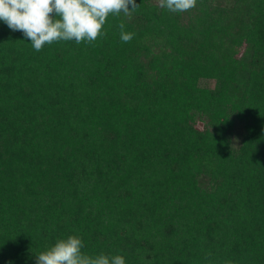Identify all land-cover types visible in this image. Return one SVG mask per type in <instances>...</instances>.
<instances>
[{
	"label": "trees",
	"instance_id": "obj_1",
	"mask_svg": "<svg viewBox=\"0 0 264 264\" xmlns=\"http://www.w3.org/2000/svg\"><path fill=\"white\" fill-rule=\"evenodd\" d=\"M136 4L39 52L0 21V264H264V0Z\"/></svg>",
	"mask_w": 264,
	"mask_h": 264
},
{
	"label": "clouds",
	"instance_id": "obj_2",
	"mask_svg": "<svg viewBox=\"0 0 264 264\" xmlns=\"http://www.w3.org/2000/svg\"><path fill=\"white\" fill-rule=\"evenodd\" d=\"M198 0H158L159 7L172 13L191 11ZM131 6V10H130ZM136 0H0V21L15 32L21 31L39 52L45 45L61 41L93 44L106 35L103 26L109 15L130 16L138 7ZM120 40L130 42L135 33L118 25ZM81 236L69 234L36 254L35 264H126L121 254H89ZM206 264H233L227 258L214 261L211 253Z\"/></svg>",
	"mask_w": 264,
	"mask_h": 264
}]
</instances>
